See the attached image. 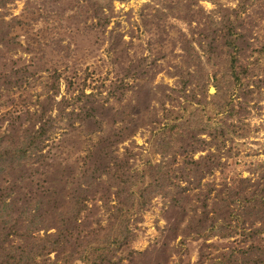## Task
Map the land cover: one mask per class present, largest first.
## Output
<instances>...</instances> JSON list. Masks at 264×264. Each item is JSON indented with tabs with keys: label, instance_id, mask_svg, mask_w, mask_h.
I'll return each instance as SVG.
<instances>
[{
	"label": "rangeland",
	"instance_id": "374dc122",
	"mask_svg": "<svg viewBox=\"0 0 264 264\" xmlns=\"http://www.w3.org/2000/svg\"><path fill=\"white\" fill-rule=\"evenodd\" d=\"M91 3L0 4V149L28 151L0 171V212L20 197L8 221L61 234L55 249L38 243V264H211L236 254L250 243L241 232L264 229V0H108L96 16ZM42 125L38 152L25 143H38ZM42 160L56 165L47 175ZM85 169L101 178L77 180ZM41 179L50 193H38ZM125 213L128 246L91 249ZM218 224L239 225L223 237ZM11 233L0 264H14L9 248L18 253Z\"/></svg>",
	"mask_w": 264,
	"mask_h": 264
},
{
	"label": "trees",
	"instance_id": "16d2710c",
	"mask_svg": "<svg viewBox=\"0 0 264 264\" xmlns=\"http://www.w3.org/2000/svg\"><path fill=\"white\" fill-rule=\"evenodd\" d=\"M14 0H10V2H13ZM88 2H92L91 4H89L91 7V12L96 16L97 14L100 15L102 12V9H104V5H101V2L103 3V1H108V0H86ZM93 1H95L93 3ZM8 2V0H0V4L2 7H4L6 5V3ZM1 15V14H0ZM5 20L4 17L1 16L0 17V24L4 25ZM6 29H3V26H0V41H2V43H7L8 40L6 38V34H5ZM219 31V29H218ZM230 34L232 33V31L229 32ZM1 34H3L1 36ZM234 74H236V76L239 75V72L234 71ZM41 131L38 133V143L33 140L34 138H32L31 136L27 138L26 141V146H32L34 149L37 148L38 146V152L41 150V148H43V144H42V135L45 133V130L43 128V125L40 127ZM33 140V141H32ZM25 141V138H24ZM30 142V143H29ZM29 143V144H28ZM27 148L25 147V149L23 148V146H16V145H7V147L4 149H0V171H4L6 169L5 165H8L10 162L13 163V161L15 160H20L17 157L20 156L19 154L23 153V155H25L27 153ZM30 155H32V151L30 152ZM30 155H28L30 157ZM39 157L42 158H47L48 156L42 153H40L38 155V160ZM28 158V157H27ZM26 157H22V159H27ZM216 160V159H215ZM2 164V165H1ZM42 164V167L44 168V170L40 167H38L39 172L41 175L44 174H48V172L50 171V169L53 166H56L55 163H46L43 160L40 161V165ZM213 164V162H210V165ZM86 171H84L83 173L75 176L74 172H72V176H75L79 179L84 178V182L88 185L93 184L94 180H99L101 178V175L97 174L96 170H88L85 169ZM71 172H70V177H71ZM30 175V174H28ZM74 177V178H75ZM87 177V179L85 178ZM17 178L13 179L12 183H16L17 182ZM0 181H1V176H0ZM12 181V180H11ZM41 183L38 184L40 189L38 191V193L40 192V194H44V192H49L50 193V189L49 187H47V184H45V180L41 179ZM68 182H72L71 179L68 180ZM3 183V182H2ZM12 183H10V185L8 186L9 189H11L13 187ZM83 183V182H81ZM132 185H134L132 183ZM59 188H57L55 185L52 187V194H56ZM2 190H3V186H2ZM264 188L260 189V191L263 192ZM44 191V192H43ZM60 191H66L65 188L60 189ZM68 193V192H67ZM36 193H34V191H27L24 195H28L30 196L28 198L29 202H31V200H33L34 195ZM77 194L74 193V196H76ZM6 198H4L5 200ZM26 199V198H25ZM20 197H14V199L10 202H5L4 201V209L2 210V212H0V226L1 225H9L10 226L9 229L10 231L5 232L2 228H0V243L3 242V236H7L5 239L9 238V234L11 232L12 235H15L17 237V239L20 241L19 244L15 245L14 248L18 250V253H12L10 248L8 251V260L11 262H14V264H21L22 261H24L26 264H28L30 261L32 262V264H38V252H40L38 250V243L43 244V246L48 250L50 249L49 246H52L55 249V246L58 247V242L62 239L61 234H57L58 236V240H56L57 236H53L50 235L49 238H42L41 236H38V234H36V231H38V229L35 227L33 228V230H31V228H27L24 229L23 227H17L16 225L13 224V219H11L10 221H8L5 218L6 212L7 210L12 209V207L14 206V204L16 202H19ZM241 202L246 200V199H240ZM264 198L262 199V203H263ZM250 201L252 202L251 205H255L257 204L258 200L254 199L252 197V199H250ZM240 202V203H241ZM264 208V204L262 205ZM187 208V207H186ZM186 210V209H185ZM262 212L264 213V209L262 210ZM246 213V212H245ZM249 216L250 220H252V215L250 214V212L247 211V213L245 214V216H243V220H242V224H245L244 222L246 221L247 217ZM121 219L118 221L119 223V227L115 228L113 225H111V223L107 224L108 226H106L104 228V230L102 231L104 234H102L101 237V244H98L96 246L91 247V249L95 250L96 252H98L97 250L99 249H104L108 252H112L114 250L119 249V250H124L125 247L128 246V243L130 242V230L128 229V225L130 222V213H125L124 215L120 216ZM10 222V223H9ZM178 223H180V221H178ZM13 224V225H12ZM239 224H236V226ZM253 226H250L249 231H243L241 232L243 234V238H245L246 240H250V243H247L248 245L246 246H242L240 248H237L236 251L237 253L235 254L234 251H230L227 254L224 252L222 253V255L219 254L220 258L215 260L212 259L211 260V264H223L224 261L229 260L231 263L230 264H264V249L262 247V245L260 244V240L259 237L261 235V233H264V229L261 227H256L255 223H252ZM233 226V227H232ZM234 226L235 225H229L228 227L230 228L228 232H222L221 231V227L218 224V228L215 229L216 232L220 233L223 237H229L231 234L234 233ZM235 226V227H236ZM216 228V227H214ZM65 230L66 227L64 228ZM169 232H171V228H168ZM176 229V228H175ZM190 230V228H188ZM192 230V229H191ZM60 231V229H58V232ZM102 232H92V236H93V240L91 245L94 243H99L97 242V240H99L98 236L99 234H101ZM87 233V232H86ZM54 238V240H53ZM61 238V239H60ZM255 240H258V242H256ZM90 242V241H89ZM90 244V243H88ZM2 245H0L1 248ZM52 248V250H53ZM131 252H134V250H131ZM100 254V252H98ZM251 253H253L254 255H251ZM26 255V256H25ZM136 255V254H135ZM125 256V255H124ZM124 256L120 257L119 259L123 258ZM119 264V263H116Z\"/></svg>",
	"mask_w": 264,
	"mask_h": 264
}]
</instances>
